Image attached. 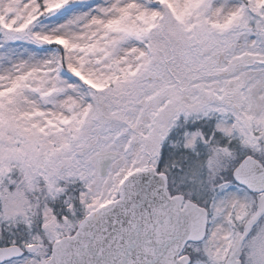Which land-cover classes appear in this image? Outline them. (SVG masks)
<instances>
[{
  "label": "snow or ice",
  "instance_id": "snow-or-ice-1",
  "mask_svg": "<svg viewBox=\"0 0 264 264\" xmlns=\"http://www.w3.org/2000/svg\"><path fill=\"white\" fill-rule=\"evenodd\" d=\"M0 264H264V0H0Z\"/></svg>",
  "mask_w": 264,
  "mask_h": 264
}]
</instances>
